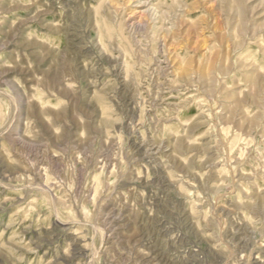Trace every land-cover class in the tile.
<instances>
[{
	"label": "rangeland",
	"instance_id": "374dc122",
	"mask_svg": "<svg viewBox=\"0 0 264 264\" xmlns=\"http://www.w3.org/2000/svg\"><path fill=\"white\" fill-rule=\"evenodd\" d=\"M0 264H264V0H0Z\"/></svg>",
	"mask_w": 264,
	"mask_h": 264
}]
</instances>
